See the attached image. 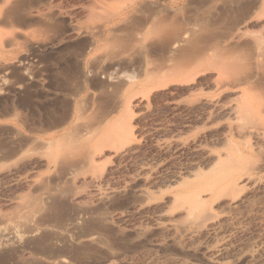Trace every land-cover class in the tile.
<instances>
[{
  "label": "rangeland",
  "instance_id": "374dc122",
  "mask_svg": "<svg viewBox=\"0 0 264 264\" xmlns=\"http://www.w3.org/2000/svg\"><path fill=\"white\" fill-rule=\"evenodd\" d=\"M133 1L0 0V210L54 193L45 223L64 212L71 237L61 264H264V124L241 132L230 110L257 103L264 71L251 87L213 84L220 51L264 39V0H144L137 15L168 14L204 41L184 73L124 22L106 31ZM64 146L87 158L59 171ZM195 199L210 217L189 212ZM20 230L2 237L0 264L29 252Z\"/></svg>",
  "mask_w": 264,
  "mask_h": 264
},
{
  "label": "bare ground",
  "instance_id": "6f19581e",
  "mask_svg": "<svg viewBox=\"0 0 264 264\" xmlns=\"http://www.w3.org/2000/svg\"><path fill=\"white\" fill-rule=\"evenodd\" d=\"M143 1H133L121 10L117 16L115 15L105 24L106 31L109 32L111 29L110 26L113 24L124 22L125 26L123 30L127 33L126 37L130 42L162 48V51L165 52L163 59L166 57V60L170 61L172 69H175L178 73H184L185 71L179 67L190 66L202 54L204 51L202 46L204 41L200 42L199 38L194 35L191 29L183 27V25L181 26L168 14L159 16L154 13L152 14L150 10V15H137L146 6ZM168 1L171 4H176L179 0ZM144 28L147 29L144 31ZM231 47L229 49L225 48L226 55L225 53H221V51L218 54L220 65L214 67L217 70V75L213 82L215 84L214 87L220 88L224 86L226 81L230 82V84L240 82L241 85H248L249 87L252 84L255 85L257 83H255L256 78L258 79L264 71V62L262 61L264 57V39L256 38L248 45L245 44L243 47L239 46L241 50H237V48L231 49ZM248 48L251 52L247 51ZM248 55L254 59V73L247 74L242 80L241 74L247 72L250 68L248 64L243 63ZM253 100L252 95L246 94L243 97L237 98L232 106H230V110L233 114L232 118H235L233 125L237 129H240L241 132H253L254 137L259 138L258 131L252 127H254L253 123L259 122L264 124V89L262 90L261 97L255 100L257 103ZM206 103L210 105L214 103V106L216 105L211 98H207ZM84 150L82 146H64L58 152L59 154L56 156L54 163L61 165L59 171H63L65 168L73 166L79 160L87 158ZM216 159L220 162L224 158L219 153ZM37 186L39 188L42 187L39 180H32L29 185L31 189L37 188ZM225 187L230 189L234 185L228 182ZM42 193V197L39 194L29 196L18 195L8 203L11 205L12 210L8 212L0 210V249L2 247V237L7 230L11 229L13 231L21 229L20 231L23 233L20 235L21 239L18 245H26V250L29 252H27L26 256L18 257L20 261L18 264H61L65 248L70 245L71 237L69 233L59 225L61 224L60 221L63 220V211H61L63 213L59 211L60 215L56 214V218H54L55 216L53 217L57 225L50 227L45 223L48 218L52 217L50 202L51 200L54 201L57 199H55L56 195L54 193L46 191H42ZM86 209V207H79V213H85ZM188 210L189 212L203 214L205 217L207 215L209 216V210L204 207L202 201L199 199H195ZM76 219L77 217H73L71 221H76ZM35 237L37 240H34ZM0 253L2 259L8 256L7 253H2L1 251Z\"/></svg>",
  "mask_w": 264,
  "mask_h": 264
}]
</instances>
